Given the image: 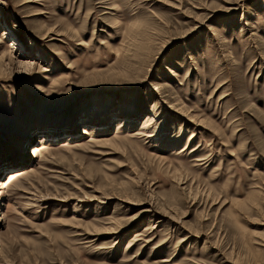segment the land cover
<instances>
[{
    "label": "rangeland",
    "instance_id": "374dc122",
    "mask_svg": "<svg viewBox=\"0 0 264 264\" xmlns=\"http://www.w3.org/2000/svg\"><path fill=\"white\" fill-rule=\"evenodd\" d=\"M0 264H264V0H0Z\"/></svg>",
    "mask_w": 264,
    "mask_h": 264
},
{
    "label": "bare ground",
    "instance_id": "6f19581e",
    "mask_svg": "<svg viewBox=\"0 0 264 264\" xmlns=\"http://www.w3.org/2000/svg\"><path fill=\"white\" fill-rule=\"evenodd\" d=\"M180 114H181V113H180ZM124 122H125V120H124ZM148 122H149V120H148ZM123 125H124V124H123ZM120 127H121V125H120ZM144 132H145V131H144ZM152 136H153V135H152ZM154 137H155V136H154ZM34 151H35V152H34L33 154L35 155L37 152H39V149H38V148H35ZM14 162H15V161H14ZM12 174H13V173H12ZM13 177H14V176H13ZM13 177H12V178H13ZM156 229H157V227H154V226H153L151 229H148L147 231H150V230H151V231H154V230H156ZM147 231H146V232H147Z\"/></svg>",
    "mask_w": 264,
    "mask_h": 264
}]
</instances>
